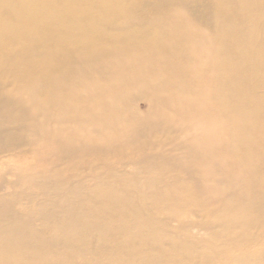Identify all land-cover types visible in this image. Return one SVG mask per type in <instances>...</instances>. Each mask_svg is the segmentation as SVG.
<instances>
[{
  "label": "bare ground",
  "instance_id": "bare-ground-1",
  "mask_svg": "<svg viewBox=\"0 0 264 264\" xmlns=\"http://www.w3.org/2000/svg\"><path fill=\"white\" fill-rule=\"evenodd\" d=\"M135 1L0 0V151L18 153L0 165L22 174L0 195V264H94L96 254L107 255L104 264H155L166 260L165 238L178 249L176 260H195L197 249L189 251L165 221L171 213L186 222L178 197L200 205L211 195L166 178L165 167L179 165L177 158L158 150L163 159L137 165L135 175H116L95 158L137 161L139 137L160 132V122L131 129L116 117L133 85L148 91L156 109L174 102L180 117L207 121L204 147L192 145L191 155L205 150L221 174L229 173L237 195L247 191L234 204L224 201L218 221L230 232L257 228V212L264 213V0H207L205 20L173 10V0H155L154 12L173 16L139 18V30L152 26L145 34L130 25L139 12ZM206 26L217 31L215 39ZM145 38L164 50H148ZM106 73L110 81L103 82ZM123 139L128 146L120 149ZM21 144L43 165L24 167ZM85 167L104 170V177L87 182ZM249 214L257 216L244 220Z\"/></svg>",
  "mask_w": 264,
  "mask_h": 264
},
{
  "label": "rangeland",
  "instance_id": "rangeland-1",
  "mask_svg": "<svg viewBox=\"0 0 264 264\" xmlns=\"http://www.w3.org/2000/svg\"><path fill=\"white\" fill-rule=\"evenodd\" d=\"M206 1L207 0H194L192 5L182 6L181 0H173L172 5L175 8L172 6V9H183V14L186 17L205 20V18H207L205 15L208 16L209 14L202 5ZM134 4H136V9H138L137 11L139 12H136L134 15L136 18H133V20L136 21L132 22L130 25L133 26V30L143 31L144 34L148 33L147 31L151 30L152 26L147 27L144 30H139L140 28L138 27H140V23L137 22L139 18H153V16L160 17V15L173 16V12H169L168 14L164 9H162V12L160 13L154 12V10L157 9V2L155 0H136ZM158 29L159 28L154 27L153 31ZM205 30L207 34L214 39L218 36L217 31L212 27L206 26ZM146 39L147 38H145V40L142 39L143 42H141V44H144V47L148 48V50L153 49L152 51L159 52L163 49V45L147 42ZM174 47L175 46L172 45V47L168 48L172 49ZM133 49L136 53L139 48L134 46ZM165 51L167 52V49H165ZM199 58L200 57H195L191 61V68H194V66L197 65L196 62ZM152 63H156L155 66L158 70H164V63H160L157 60L152 61ZM163 73H166V71H163ZM110 77L111 74L106 73L101 77V81L108 82L110 81ZM123 78L129 79L126 75L123 76ZM256 79L257 78L255 77L254 80ZM1 82H3V85L7 86L5 80H1ZM130 88H132V93L125 97L122 103V108L116 117L119 120H122V123L126 124L127 127L131 129L135 127V124L146 126L148 124L160 122V132L154 136L151 134L149 136L141 135L139 137L140 142L135 147L136 159L139 158L137 161L129 160L124 154H119L114 157L96 155L95 158H100L99 161L101 164L106 165L109 169L112 168V171H115L116 175H135L139 172L137 165H141L144 162L153 163V165H155L156 162H160L163 158L158 150H163L168 152L171 157L177 158L179 161L177 163L179 165L177 166H175V164H170L165 167L163 173L167 176V179L174 177L177 179V177H180V179L186 182L188 186L196 187L201 185L204 190L210 193L208 195H211L207 197V200L203 197L199 198L201 202L200 205L198 203L189 205V202L191 201H187L186 203L185 195L178 197L175 200L176 202L173 201L174 203L181 205V208L185 209V211L180 210V212L183 214L186 213V222H179L171 213L167 214L168 216L165 221L169 223L166 227L167 230H170V233L172 232L177 238L185 240L189 246V251L197 249L195 252V260L191 261L187 258L176 260V255L174 254L177 248L173 242L169 241L171 240L170 238H165L166 245L164 248L167 250L163 251V253L166 252L163 254V259L166 260L155 264H236V259H247L252 264H264V213L261 214L257 212V214L261 215L257 228L239 227L234 232L225 231L229 228L224 227L223 222L225 220L218 221V211L227 208L228 205L224 201L236 202V196L238 198L247 191H244L243 189V192L237 195L236 190H232L233 183L229 173L221 174V166L216 164L218 161H214L210 158L206 159L204 155L205 150L203 151L201 149L199 152L200 155L198 154L196 156L191 155L190 153L192 145L195 148L197 147V151L199 150V146L201 148L204 147L202 139L203 136H206L207 134L203 133V126L207 124V121L204 118L191 116L190 114L184 118L180 117L179 114L175 112L177 103L174 102L169 106L163 107L162 110L159 108L156 109L147 90L139 89L136 85H133ZM257 93H261L259 89L256 94ZM27 96L28 95H26V98ZM88 128L92 130L90 126H88ZM39 141L41 143L45 140L41 139ZM107 141L99 139L101 145H106ZM126 141L127 139H123L122 142L119 143L118 148L125 149V147L128 146V142ZM216 144H218V146L221 145L219 140L216 141ZM19 148V157L25 159V161H22L24 167H33L42 164L40 163V160L37 159V154L28 151L24 144H21ZM197 151L196 153H198ZM14 154L18 153H16L15 150L0 151V159L6 161L8 156L10 157ZM89 158L93 159V156H90ZM117 158L122 160V165H117L115 163L118 162L116 161ZM209 163H211V165L207 169ZM0 166V172L2 173V175L0 173L2 185L0 188V195H2L13 191L14 186L21 180L22 174L20 172L21 170L13 169V171H9L6 166ZM153 172H150V177L155 180ZM104 173L105 171L101 169H87V167H85L82 171V176L86 178L87 182L91 181V183H94L95 181H100V179L104 177ZM82 192H85V188ZM260 199L264 212V199L263 197ZM199 200L197 199V201ZM201 208H206V214L203 215L200 212ZM257 214L245 215L243 216V219L251 221L257 216ZM237 218L238 217L235 219ZM113 221H117V218H113ZM218 236H222L219 237L221 240L218 239ZM224 242L226 243L224 244ZM198 246L200 247L197 248ZM169 254H172V256ZM105 256L107 255L96 254L95 258L97 261H95L94 264H104L102 261L105 259Z\"/></svg>",
  "mask_w": 264,
  "mask_h": 264
}]
</instances>
